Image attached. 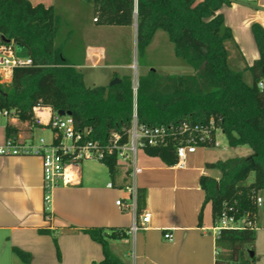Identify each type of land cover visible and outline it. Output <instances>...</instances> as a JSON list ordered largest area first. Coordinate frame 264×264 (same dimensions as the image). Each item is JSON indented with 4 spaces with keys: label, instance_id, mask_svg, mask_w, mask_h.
Returning <instances> with one entry per match:
<instances>
[{
    "label": "trees",
    "instance_id": "1",
    "mask_svg": "<svg viewBox=\"0 0 264 264\" xmlns=\"http://www.w3.org/2000/svg\"><path fill=\"white\" fill-rule=\"evenodd\" d=\"M93 6L98 24L130 26L136 23L137 51L144 55L156 32L164 30L174 44L177 57L193 68L190 74L162 75L151 68L139 77L137 119L140 125L165 126L167 135L159 144L144 151L159 156L168 165L177 162L176 149L190 132H181L186 121L208 125L226 137L229 145L247 144L253 153L207 163L218 168L219 179L204 174L201 187L205 202H211L214 221L224 213L236 218L247 216L253 225L222 229L216 238L215 264H255L248 249L254 244L257 198L264 191V26L251 25L259 57L244 64L233 32L220 12L233 0H83ZM61 17L53 5L30 0H0V42L12 40L20 54L33 64L13 69L11 90L0 82V108L11 110L21 121H34V108L65 110L92 130L90 137L106 143L110 131L127 140L133 116V84L129 76L113 85L87 86L83 73L66 55L64 45H56ZM71 35V34H70ZM67 36L65 43L70 39ZM236 54L237 57H235ZM231 63H235L232 66ZM244 64V65H242ZM8 136L18 128L6 124ZM215 129L212 136L215 137ZM198 146H213L199 141ZM113 179L121 165L116 155L102 161ZM131 173V167L125 170ZM254 173L251 182L246 183ZM145 195L137 189V213H142ZM201 218V213H200ZM103 248L101 264H124L109 246L110 240L129 237V229L95 227L85 230ZM57 244V243H56ZM14 252L24 261L31 255L18 247ZM58 255H60L57 246Z\"/></svg>",
    "mask_w": 264,
    "mask_h": 264
},
{
    "label": "crops",
    "instance_id": "2",
    "mask_svg": "<svg viewBox=\"0 0 264 264\" xmlns=\"http://www.w3.org/2000/svg\"><path fill=\"white\" fill-rule=\"evenodd\" d=\"M220 12L232 29L244 64L252 65L259 51L251 25L257 22L264 26V0H233ZM91 49L90 55L85 51L83 59H103L99 47ZM48 110L37 113L45 123L51 114ZM6 124L17 127L22 139H36L38 131L46 129L29 121L6 119L0 122V145L7 138ZM140 150L137 165L142 170L136 176L127 175V167L120 164L119 173L111 181L84 180L82 175L78 185L54 188L49 217L44 209L42 158L0 155V264H101L102 245L85 230L130 229L135 216L141 213L116 204L119 198L129 200L130 186L144 192L142 212L150 214V221L135 234L119 240L131 247L127 252L131 260L118 255L115 241L109 243L116 257L124 264H215V221L200 179L210 168L207 163L220 159L199 146L187 156L184 167H179ZM109 182L113 186H108ZM165 232L172 236L166 238ZM13 247L29 252L30 262H24Z\"/></svg>",
    "mask_w": 264,
    "mask_h": 264
},
{
    "label": "built area",
    "instance_id": "3",
    "mask_svg": "<svg viewBox=\"0 0 264 264\" xmlns=\"http://www.w3.org/2000/svg\"><path fill=\"white\" fill-rule=\"evenodd\" d=\"M96 20V19H95ZM15 43L0 42V82L5 85L11 83L13 69L15 67L30 66L33 59L29 56L20 54ZM260 87H264V82H260ZM137 89L133 87V116L130 128L127 130V140L122 142V135L112 130L106 143L94 140L90 137L92 130L89 127L81 128L80 124L71 116V114L60 115L58 111H53L49 107L37 106L34 108L35 116L33 124L49 128L51 136L47 139L45 136H38L36 139L29 136L25 139L17 136H8L4 144L0 145V155H39L42 158L43 166V199L46 215L49 217L50 205L53 198V191L59 185H78L82 179L81 163L84 160L103 161L110 155H116L118 162L120 160L128 163L131 167V176H136L142 168L137 165V153L146 146L159 144L167 135L165 126H147L140 125L137 119ZM44 109H49V119L45 123L40 115ZM18 119L11 110L0 108V118ZM30 122V121H29ZM212 129H215V137L212 136ZM181 132H190L178 145L176 149L177 162L175 165L184 167L187 156L194 153L199 147L196 144L195 137L191 132H199V141H207L218 146L217 132L213 119L208 125H191L184 122L180 127ZM203 147V146H202ZM205 147V146H204ZM108 186H113L112 182ZM132 195L128 201L121 198L116 200V204L121 209L133 208L137 210V189L130 186ZM257 203H262V198H257ZM150 221V214L142 212L135 216L133 225L129 229V234H135L139 229H143L144 223ZM140 223L142 225H140ZM246 225H253V221L247 216L236 218L234 215L224 213L215 221L213 230L216 235L224 228H243ZM164 236L170 238L172 235L165 232Z\"/></svg>",
    "mask_w": 264,
    "mask_h": 264
},
{
    "label": "rangeland",
    "instance_id": "4",
    "mask_svg": "<svg viewBox=\"0 0 264 264\" xmlns=\"http://www.w3.org/2000/svg\"><path fill=\"white\" fill-rule=\"evenodd\" d=\"M30 1L33 4L44 3L55 7L61 17L56 35V45H64L67 56L76 62L75 67L83 73L87 86L109 85L114 78L122 79L129 76L132 79L133 87H138L139 77L147 74L151 68L156 69L162 75L190 74L194 71L191 66L175 55L174 44L169 40L164 30L159 29L145 54L139 55L135 23L130 26L98 24L94 17L92 4L83 0ZM68 35H70V39L65 43ZM15 47L18 49L17 45ZM97 47L103 51V59L96 57L83 59L85 51H88V55H90L91 48ZM235 55L237 57L238 54L235 53ZM231 64L235 66V63ZM3 86L6 91L11 90V83ZM6 119V117H1L0 122H5ZM39 135L48 139L51 136V131L49 128L43 131L39 130ZM216 138L219 141L218 146L205 147L220 160L232 157L246 158L253 153L252 148L247 144L229 145L227 137L220 130L217 132ZM120 162H122L120 163L122 167L123 165L124 167L128 166V163L122 160ZM81 168L84 180L111 181L108 167L102 161L84 160L81 163ZM207 174L215 178L221 176L220 170L214 167L208 168ZM253 178L254 173H251L246 183L251 182ZM259 195L262 196L263 201L258 206V213L254 221L256 227L254 244L248 250L254 251L255 264H264V191H261ZM130 236L132 237V235ZM110 242L118 244V255L126 259L131 258L127 255V252L131 250L129 245L119 240H110ZM216 249L219 250L217 247Z\"/></svg>",
    "mask_w": 264,
    "mask_h": 264
},
{
    "label": "water",
    "instance_id": "5",
    "mask_svg": "<svg viewBox=\"0 0 264 264\" xmlns=\"http://www.w3.org/2000/svg\"><path fill=\"white\" fill-rule=\"evenodd\" d=\"M135 25H137L136 23H135ZM7 42H10V40L9 39H5ZM263 71H264V69H263ZM121 82V79L120 78H114L112 81H111V83H110V85H113V84H116V83H120ZM58 113L60 114V115H64V114H70V112H67V111H65V110H58ZM77 124L79 125V123L77 122ZM249 254H250V257H253L254 256V251H252V250H249Z\"/></svg>",
    "mask_w": 264,
    "mask_h": 264
}]
</instances>
